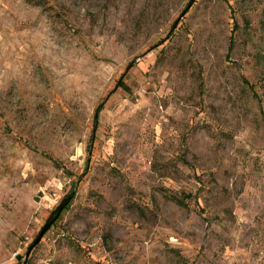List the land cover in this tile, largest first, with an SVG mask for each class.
Wrapping results in <instances>:
<instances>
[{
  "label": "rangeland",
  "instance_id": "rangeland-1",
  "mask_svg": "<svg viewBox=\"0 0 264 264\" xmlns=\"http://www.w3.org/2000/svg\"><path fill=\"white\" fill-rule=\"evenodd\" d=\"M190 2L0 0V264H264V0Z\"/></svg>",
  "mask_w": 264,
  "mask_h": 264
},
{
  "label": "water",
  "instance_id": "water-1",
  "mask_svg": "<svg viewBox=\"0 0 264 264\" xmlns=\"http://www.w3.org/2000/svg\"><path fill=\"white\" fill-rule=\"evenodd\" d=\"M195 0H191V2L189 3V5L187 6V8L185 9V11L182 13L180 19L187 13V11L191 8V6L193 5ZM176 21V23L173 25L172 30H174L176 28V26L178 25L179 21ZM72 197L68 196L66 198H64L60 204L57 206V208L53 211V213L50 215V217L48 218L47 222L45 223V225L43 226L42 230L40 231L39 236L37 237V239L35 240V242L33 243V245H31V247L29 248L28 252H27V256H29L30 252L33 250V248L38 245L40 243V241L42 240L43 236L50 230V228L56 223V221L59 219L60 215L62 214V212L64 211V209L70 204V202L72 201Z\"/></svg>",
  "mask_w": 264,
  "mask_h": 264
},
{
  "label": "trees",
  "instance_id": "trees-1",
  "mask_svg": "<svg viewBox=\"0 0 264 264\" xmlns=\"http://www.w3.org/2000/svg\"><path fill=\"white\" fill-rule=\"evenodd\" d=\"M235 29H236V27L234 28V31H235ZM230 40H231V41H230L229 51H231V48H232V37H231ZM118 88H121V89H123V90L129 92L128 87H126L122 81H120V82L118 83ZM98 113H99V109L97 110V114H98ZM179 204H180V203H179Z\"/></svg>",
  "mask_w": 264,
  "mask_h": 264
},
{
  "label": "built area",
  "instance_id": "built-area-1",
  "mask_svg": "<svg viewBox=\"0 0 264 264\" xmlns=\"http://www.w3.org/2000/svg\"><path fill=\"white\" fill-rule=\"evenodd\" d=\"M66 264H72V263H66Z\"/></svg>",
  "mask_w": 264,
  "mask_h": 264
}]
</instances>
